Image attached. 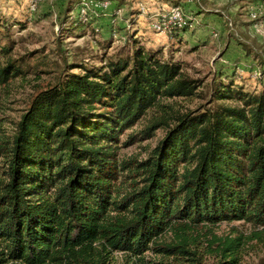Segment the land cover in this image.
<instances>
[{"label": "trees", "instance_id": "16d2710c", "mask_svg": "<svg viewBox=\"0 0 264 264\" xmlns=\"http://www.w3.org/2000/svg\"><path fill=\"white\" fill-rule=\"evenodd\" d=\"M173 1L181 20L163 29L178 35L191 22ZM8 52L0 95L27 77ZM77 68L34 85L13 130L0 122V264H106L148 249L198 261L200 228L264 227V84L251 92L219 78L204 103L178 109L203 98L201 80L160 49L135 42L129 55ZM142 120L124 144L157 128L164 137L142 161L119 159V136ZM170 231L174 242L158 240ZM239 245L219 242L217 263L237 264Z\"/></svg>", "mask_w": 264, "mask_h": 264}, {"label": "rangeland", "instance_id": "374dc122", "mask_svg": "<svg viewBox=\"0 0 264 264\" xmlns=\"http://www.w3.org/2000/svg\"><path fill=\"white\" fill-rule=\"evenodd\" d=\"M200 1L178 0L179 7L187 9L184 20L191 24L178 35H170L163 29L166 22L181 20L177 7H167L166 12L165 6H175L173 0H0V48H9L8 56L23 64L27 76L1 92L2 126L14 129L37 83H56L66 72H80V65L100 66L108 59L129 55L135 42L146 49H160L165 59L179 62L187 75L201 80L203 98L180 99L178 109L204 103L219 78L231 79L247 91H260L264 84V0L251 8L245 0L234 5L207 0L203 7ZM147 120L119 136L115 143L119 159L142 161L164 137L165 130L157 128L148 137L124 144ZM206 226L192 233L198 261L189 255L164 256L148 249L143 260L113 252L106 264H218L215 248L226 238L238 239L237 264H264V227L245 220ZM158 240L171 243L175 235L166 232Z\"/></svg>", "mask_w": 264, "mask_h": 264}, {"label": "crops", "instance_id": "0c3cea01", "mask_svg": "<svg viewBox=\"0 0 264 264\" xmlns=\"http://www.w3.org/2000/svg\"><path fill=\"white\" fill-rule=\"evenodd\" d=\"M230 1V4L231 3H233V5L235 4V1H241V2H243L244 0H226V2H229ZM247 3H249L248 4V6L251 8V6L254 4H257V3H259L257 0H245ZM201 2V6L203 7V6H205L206 5V3H207V0H202V1H200ZM187 5V4H186ZM233 5H232V7H233ZM188 6V5H187ZM166 8L168 7V6H165ZM231 7V8H232ZM201 14V13H200Z\"/></svg>", "mask_w": 264, "mask_h": 264}, {"label": "built area", "instance_id": "2783aa9c", "mask_svg": "<svg viewBox=\"0 0 264 264\" xmlns=\"http://www.w3.org/2000/svg\"><path fill=\"white\" fill-rule=\"evenodd\" d=\"M99 6H104V5H99ZM173 15H174V18H175V16L178 15V12L177 13H174Z\"/></svg>", "mask_w": 264, "mask_h": 264}]
</instances>
